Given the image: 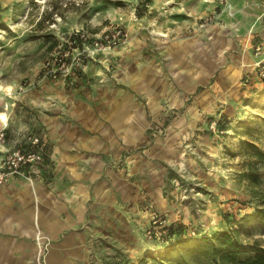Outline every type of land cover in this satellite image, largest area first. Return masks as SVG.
<instances>
[{"label": "rangeland", "instance_id": "rangeland-1", "mask_svg": "<svg viewBox=\"0 0 264 264\" xmlns=\"http://www.w3.org/2000/svg\"><path fill=\"white\" fill-rule=\"evenodd\" d=\"M235 5L0 0V98L7 97L0 109L11 106L17 130L33 128L38 113L82 124L80 110L100 112L111 92L131 93L146 107L147 133L132 150L152 158V175L140 173L138 195L123 196L122 211L102 234L109 232L107 239L90 247L94 264H202L186 249L167 255L178 238L170 226L179 224L184 237L230 230L252 249L264 247V219L254 214L264 207V159L254 153L255 146L264 152V77L257 60L243 63L242 72L235 69L237 52L246 50ZM119 30V43L96 44ZM249 34L256 56L255 45L264 37ZM183 53L187 62L180 59ZM152 61L170 74L164 84L154 77L168 92L155 112L142 90H152ZM125 166L116 169L128 172ZM252 172L259 181L248 176ZM42 246L44 261L52 240Z\"/></svg>", "mask_w": 264, "mask_h": 264}, {"label": "crops", "instance_id": "crops-1", "mask_svg": "<svg viewBox=\"0 0 264 264\" xmlns=\"http://www.w3.org/2000/svg\"><path fill=\"white\" fill-rule=\"evenodd\" d=\"M233 1L236 13L243 18L240 33L246 36L241 42L246 50L237 52L238 67H233L242 72L243 63L258 59L249 48L248 35L254 30L264 37V7L260 6L264 0ZM180 59L187 62L188 57L183 53ZM184 69L182 66L180 76ZM157 76L164 84L170 74L152 61V90L142 89L152 100V112L162 107L168 94L166 88L155 85ZM115 94H106V107L100 112L84 106L80 110L82 124L65 123L62 114L41 117L38 113L40 119L30 122L33 128L19 131L9 117L11 106L0 109V132H5V139H0V164L7 152L17 146L36 147L45 156L35 172V185L18 175L0 185V264L95 263L90 247L96 249L95 242L107 239L109 232L102 234L112 215L121 209L123 196L138 195L140 173L152 175V158L132 150L147 133L146 107L131 93ZM5 100L0 98V105ZM34 136L40 138L36 145H32ZM117 164L127 165L129 171H117ZM49 238L52 247L43 261L42 242ZM101 255L102 251L96 258Z\"/></svg>", "mask_w": 264, "mask_h": 264}, {"label": "trees", "instance_id": "trees-1", "mask_svg": "<svg viewBox=\"0 0 264 264\" xmlns=\"http://www.w3.org/2000/svg\"><path fill=\"white\" fill-rule=\"evenodd\" d=\"M254 153L264 159V152L258 146L254 147ZM254 180L259 181V176L254 172L248 174ZM256 217L264 219V207L254 211ZM182 224L171 225L172 233H177V240L168 249L167 255L185 252L192 254L202 264H264V247L252 249L240 240L230 230H218L212 235L183 236Z\"/></svg>", "mask_w": 264, "mask_h": 264}, {"label": "built area", "instance_id": "built-area-1", "mask_svg": "<svg viewBox=\"0 0 264 264\" xmlns=\"http://www.w3.org/2000/svg\"><path fill=\"white\" fill-rule=\"evenodd\" d=\"M123 36L122 30L118 32L108 33L103 36V40H95L96 44L109 43L117 44ZM255 54L258 57L256 65L260 69L259 75L264 77V43L262 41L255 45ZM65 64V63H64ZM59 68L53 69L52 73L57 77ZM4 132L1 136H4ZM40 138L38 136L32 137V145H36ZM44 152L36 147H19L10 151L0 164V185L7 184L15 175L27 178L34 181L35 172L39 166L44 163Z\"/></svg>", "mask_w": 264, "mask_h": 264}, {"label": "bare ground", "instance_id": "bare-ground-1", "mask_svg": "<svg viewBox=\"0 0 264 264\" xmlns=\"http://www.w3.org/2000/svg\"><path fill=\"white\" fill-rule=\"evenodd\" d=\"M3 117H4V118H7L5 114H3Z\"/></svg>", "mask_w": 264, "mask_h": 264}]
</instances>
